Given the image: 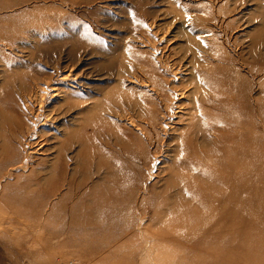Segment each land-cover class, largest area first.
I'll list each match as a JSON object with an SVG mask.
<instances>
[{
	"label": "rangeland",
	"instance_id": "obj_1",
	"mask_svg": "<svg viewBox=\"0 0 264 264\" xmlns=\"http://www.w3.org/2000/svg\"><path fill=\"white\" fill-rule=\"evenodd\" d=\"M199 67L264 155V0H0V264H264V159L234 191L191 149Z\"/></svg>",
	"mask_w": 264,
	"mask_h": 264
},
{
	"label": "bare ground",
	"instance_id": "obj_2",
	"mask_svg": "<svg viewBox=\"0 0 264 264\" xmlns=\"http://www.w3.org/2000/svg\"><path fill=\"white\" fill-rule=\"evenodd\" d=\"M151 63L149 62L147 63V65L142 63L141 66L139 63H136L138 68V73L141 76L143 75L142 76L143 78L139 80L145 82L146 85H150L151 87H153L154 89L153 92L157 94L156 96H158L159 99L161 100L164 99V95L166 94L165 92L166 88L163 86L165 80L163 79L164 81H162V79L159 78L160 74L158 73V70L155 67L156 64L152 66ZM194 64L195 62L193 60V65ZM208 75H209L208 71L206 70L203 71L202 68L200 69L192 68V76L189 78L188 83L185 84V86L190 85L191 86L190 88L192 89L188 95L190 96L191 101L186 106L188 107V110L191 112V114L195 116V119L194 120L192 119L190 121V124L195 128L193 135L195 137V140H199L201 142L200 146H202L203 148L201 149L198 147L192 148L190 146L191 144L188 142L186 143V145L189 144L187 145L188 148L191 147V149H193L192 152L196 153L195 155L199 157L200 160L203 159L206 162L208 160L209 164L210 163L216 164L217 162L221 163L223 156L230 159L231 160L230 165H228L225 171L221 173L222 176H220L219 179L222 180V182L227 184L228 186L232 185V188L235 191V189H237L238 186L239 187L241 186L243 179L247 177L248 173L250 172L252 173L256 171L255 169L256 163H258L260 160L263 161L264 155L254 150L256 142L247 137L245 127H240L239 129L238 128L232 129L233 131L232 133H234V135L237 138L229 137L227 135L221 134L216 129L213 128L216 125H218L219 122L222 123V121H224L225 120L224 118L226 117L230 119V124L233 123L236 115L233 113H229L226 116H222L219 113H217L220 110L227 109L230 105H229V101L223 97L217 96L215 94L212 95L211 97L208 96L207 92L210 91L212 93L215 87L218 86L216 84L217 82L213 83L211 80H208L206 78V76ZM185 86H182L181 90H184ZM174 89H177V87H175ZM119 98L122 97L115 96V101L119 102V105L123 106V108L126 107L127 105L128 106L132 105V107L138 108L137 106L139 102L134 98L133 99L135 101L131 99L127 100L124 97L123 100L121 101ZM179 98H183V96H180ZM113 100L114 99H109V102L115 103ZM148 101L151 100L148 99ZM209 110H212L213 112L218 114V115L211 114L216 119L215 121L210 123L208 122L209 120L207 119L208 116L210 115V113L208 112ZM226 111H228V109L225 110V112ZM227 137H229V139H227ZM208 145L209 146L211 145L213 148L212 149L208 148L207 147ZM223 147L224 150H222ZM182 148L184 147L182 146ZM247 159L252 160L249 166L250 169L244 168L243 171L234 172L232 165ZM203 160L199 165L194 167L196 170H198L197 167L202 166ZM197 163L198 162H196V164ZM230 171L233 173L232 175L226 174V172H230ZM202 172L203 171H201V173ZM69 262H73V261H69Z\"/></svg>",
	"mask_w": 264,
	"mask_h": 264
},
{
	"label": "built area",
	"instance_id": "obj_3",
	"mask_svg": "<svg viewBox=\"0 0 264 264\" xmlns=\"http://www.w3.org/2000/svg\"><path fill=\"white\" fill-rule=\"evenodd\" d=\"M68 264H74L73 262H69Z\"/></svg>",
	"mask_w": 264,
	"mask_h": 264
}]
</instances>
